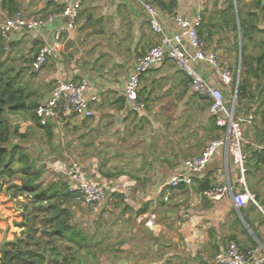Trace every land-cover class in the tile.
I'll list each match as a JSON object with an SVG mask.
<instances>
[{
    "label": "crops",
    "instance_id": "obj_1",
    "mask_svg": "<svg viewBox=\"0 0 264 264\" xmlns=\"http://www.w3.org/2000/svg\"><path fill=\"white\" fill-rule=\"evenodd\" d=\"M5 1L0 0V29L9 16V11L2 8ZM15 1L17 11L30 17L47 16L65 6L64 0ZM156 4L169 33L176 31L173 17L192 18L205 11L199 0H156ZM65 23L63 19L30 33L12 34L7 50L4 41V53L0 51L1 71L20 75V80L36 92L33 101L38 105L50 97L62 79L86 78L90 93L98 96L92 104V117H74L64 126L53 123V140L37 127L29 113L10 117L12 126L27 136L23 140L14 138L13 143L27 149L33 166L41 172L39 192L46 191L43 198L56 192L59 202L71 211L70 224L90 238L96 231H103V241L99 242L110 257L119 254L115 263L129 257V264H219L218 256L231 242H236L248 257L264 256L261 102L244 101L239 112L245 120L244 177L226 150L219 149L204 172L193 175L192 185L173 189L168 180L187 174L185 162L201 155L223 134L210 114L209 100L195 95L190 78L167 59L141 79L144 109L129 112L123 94L130 68L136 57L160 41L132 0H85L76 29L55 43V30ZM47 44L54 45V53L37 71V56ZM198 68L205 79L221 87L227 98L233 94L236 80L227 86L210 64L202 63ZM75 162L83 166L90 179L108 184L109 192L118 200L115 205L95 211L74 200L62 172ZM162 182L166 185L158 189ZM13 184L20 186L22 178L10 180L9 185ZM223 186L232 192L221 200L204 195L205 188ZM247 192L256 203L239 208L234 196ZM125 196L128 203L123 201ZM31 198L15 197L7 190L0 192L1 247L5 239H26L35 224L42 228L45 214L33 208L39 210L48 203H33ZM145 209L147 212L141 213Z\"/></svg>",
    "mask_w": 264,
    "mask_h": 264
},
{
    "label": "built area",
    "instance_id": "obj_2",
    "mask_svg": "<svg viewBox=\"0 0 264 264\" xmlns=\"http://www.w3.org/2000/svg\"><path fill=\"white\" fill-rule=\"evenodd\" d=\"M84 1L64 0L65 6L62 10L47 16L30 17L22 10L8 16L1 25L5 50L8 48L12 34L30 33L66 19V23L59 25L53 36V41L59 43L76 29ZM207 1L199 0L201 6H205ZM132 2L144 12L152 33L160 36V41L144 55L136 57L130 68L123 94L129 112L135 114L145 107L140 99L142 77L163 66L167 59H171L190 78L193 93L209 100L210 114L214 118L216 126L224 130L219 138L212 140L207 145L201 155L185 162L187 174L181 173L172 176L168 180V185L173 189L192 185L193 175L202 174L219 149L226 150L227 156L232 157L239 166L241 176L244 177L247 165V157L244 153L243 124L245 120L238 112L237 88L235 86L233 94L227 98L221 87L205 79L198 68L202 63L210 64L221 77L223 84L232 86L235 82L234 75L229 68L225 67L218 55L207 47L200 36V29L204 23L203 14L199 12L192 18L173 17L172 22L176 31L169 33L162 23L161 11L157 7L156 0H132ZM53 53L54 45L47 44L43 47L37 56L35 69L40 70ZM89 88L90 84L86 78L80 81L59 80L50 97L39 104L36 109L40 125L45 127L56 123L64 126L74 117L81 119L92 117L94 115L92 104L98 101V96L91 94ZM260 150L264 153V147H260ZM62 174L68 180L69 193L83 207L97 211L117 203L115 195L109 192L108 184L90 179L81 164L73 163ZM227 192L232 191L229 187L223 186L205 191L204 195L214 200H221ZM123 201L128 203L127 196ZM234 202L239 208L247 206L249 203H256L249 192L235 195ZM218 262L219 264H264V256L248 257L241 252L236 242H231L226 252L218 256Z\"/></svg>",
    "mask_w": 264,
    "mask_h": 264
},
{
    "label": "trees",
    "instance_id": "obj_3",
    "mask_svg": "<svg viewBox=\"0 0 264 264\" xmlns=\"http://www.w3.org/2000/svg\"><path fill=\"white\" fill-rule=\"evenodd\" d=\"M225 2L226 8L220 12L221 23L216 25L204 21L200 29V36L208 41L212 37L213 28H227L236 36L233 45L238 52L240 36L242 63L237 89L238 112L243 111L242 102L251 99L259 100L261 106L264 107V28L260 26L261 15L264 13V0L256 1L255 6L258 9L256 13L243 16L239 10V24L234 1L225 0ZM16 6L15 0H8L3 3L2 8L7 9L9 16H12L17 12ZM256 34L261 36L258 42L254 41ZM3 42L0 29V51L2 53H4ZM250 42L256 48L254 53H248V43ZM238 67L239 59L237 58L236 70ZM20 78V75L15 76L13 73L0 71V192L12 191L15 197L27 195L32 197L33 203L47 202L48 204L39 210L33 208V211L45 214L41 221L42 228L35 224L34 227H31V233L26 239L2 245L0 264H84V260L87 264H91V260L96 258L95 252L91 251L92 246L88 244L92 237L90 238L82 230L70 224L71 211L69 209L64 208L62 204L57 206L53 203V200H60L56 192L43 198L46 191L39 192L41 172L33 166L27 149L21 144L13 143L14 138L23 140L27 137L12 126L10 117L15 114L29 113L37 127L41 128L50 140L54 138L52 124L43 127L37 118L38 104L33 101L36 92L26 86ZM16 176L22 178V184L20 186L9 185V181ZM208 190L210 188H205L203 191ZM145 212L147 209L141 213ZM39 232H41L40 235ZM44 237H47L48 240H45ZM95 242V247L102 246L99 241ZM106 247L109 246L106 245Z\"/></svg>",
    "mask_w": 264,
    "mask_h": 264
},
{
    "label": "rangeland",
    "instance_id": "obj_4",
    "mask_svg": "<svg viewBox=\"0 0 264 264\" xmlns=\"http://www.w3.org/2000/svg\"><path fill=\"white\" fill-rule=\"evenodd\" d=\"M233 1L235 4V12L237 14L238 24H239V15H238L239 10L241 11V14L243 16H248L249 13H256L258 10L256 9L257 7L255 6L257 0H233ZM225 8H226L225 0H208L205 5V11L203 13V18H205V22L209 21L216 25L220 24L221 23L220 12ZM260 26L264 28V13L261 15ZM260 39L261 36L259 34H256L254 41L258 42ZM234 40L236 41V36L234 35V32H232L227 28L221 29V27H216L212 29V37L208 39V41L204 39V41H206L205 43L208 44L209 48L218 55L219 59L223 62L225 67L229 68L231 73L234 75V79L236 80L238 75V68L236 70L235 63L237 61V58L239 59L240 50L238 52V50L233 45ZM239 41H241V38L239 39ZM255 51L256 48L254 47V45L251 44V42L248 43V53L250 52L254 53ZM53 203L56 204L57 206H60L61 204L59 200H57L56 202L53 201ZM3 228L4 226H2V229ZM0 233L2 235V231H0ZM101 233H103V231L101 232L96 231L93 235H90L92 239L89 240L88 244L92 246L91 251H94L96 254V258L91 260V264H117V262L115 263V261L118 259L119 254L110 257L107 249H104L102 246L95 247L96 244L95 241L102 240ZM1 240H2V236L0 237V241ZM84 264H87L85 260H84Z\"/></svg>",
    "mask_w": 264,
    "mask_h": 264
},
{
    "label": "water",
    "instance_id": "obj_5",
    "mask_svg": "<svg viewBox=\"0 0 264 264\" xmlns=\"http://www.w3.org/2000/svg\"><path fill=\"white\" fill-rule=\"evenodd\" d=\"M242 42L240 41V63H239V69H238V75H237V79H236V88L238 89L239 87V81H240V77H241V63H242ZM96 180V178L94 179ZM166 185V183L164 184L163 182L159 184L158 189H161L162 187H164ZM42 205V204H41ZM18 239H16L13 242H17ZM12 241L6 240L4 241L3 245L10 243ZM130 263V259L129 257H124L123 259L119 260V262H117V264H129Z\"/></svg>",
    "mask_w": 264,
    "mask_h": 264
},
{
    "label": "flooded vegetation",
    "instance_id": "obj_6",
    "mask_svg": "<svg viewBox=\"0 0 264 264\" xmlns=\"http://www.w3.org/2000/svg\"><path fill=\"white\" fill-rule=\"evenodd\" d=\"M0 250H1V246H0ZM0 258H1V253H0Z\"/></svg>",
    "mask_w": 264,
    "mask_h": 264
}]
</instances>
